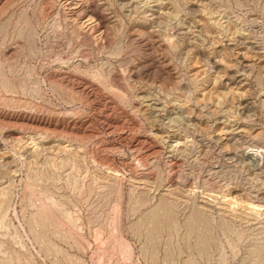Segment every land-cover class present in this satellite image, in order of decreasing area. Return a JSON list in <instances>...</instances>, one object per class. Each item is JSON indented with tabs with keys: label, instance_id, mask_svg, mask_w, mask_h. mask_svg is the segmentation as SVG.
Here are the masks:
<instances>
[{
	"label": "rangeland",
	"instance_id": "1",
	"mask_svg": "<svg viewBox=\"0 0 264 264\" xmlns=\"http://www.w3.org/2000/svg\"><path fill=\"white\" fill-rule=\"evenodd\" d=\"M0 264H264V0H0Z\"/></svg>",
	"mask_w": 264,
	"mask_h": 264
},
{
	"label": "bare ground",
	"instance_id": "2",
	"mask_svg": "<svg viewBox=\"0 0 264 264\" xmlns=\"http://www.w3.org/2000/svg\"><path fill=\"white\" fill-rule=\"evenodd\" d=\"M141 148V147H140Z\"/></svg>",
	"mask_w": 264,
	"mask_h": 264
}]
</instances>
